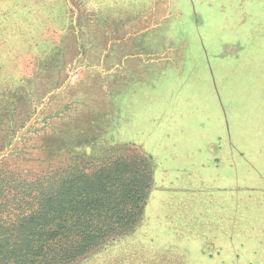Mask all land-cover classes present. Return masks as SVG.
<instances>
[{
    "label": "rangeland",
    "instance_id": "374dc122",
    "mask_svg": "<svg viewBox=\"0 0 264 264\" xmlns=\"http://www.w3.org/2000/svg\"><path fill=\"white\" fill-rule=\"evenodd\" d=\"M123 153L150 207L75 264H264V0H0V171Z\"/></svg>",
    "mask_w": 264,
    "mask_h": 264
},
{
    "label": "trees",
    "instance_id": "16d2710c",
    "mask_svg": "<svg viewBox=\"0 0 264 264\" xmlns=\"http://www.w3.org/2000/svg\"><path fill=\"white\" fill-rule=\"evenodd\" d=\"M153 164L123 153L34 180L0 171V264H75L133 233L150 207Z\"/></svg>",
    "mask_w": 264,
    "mask_h": 264
}]
</instances>
